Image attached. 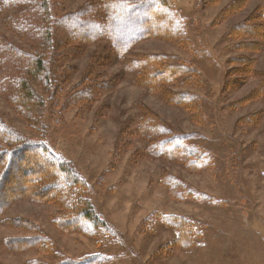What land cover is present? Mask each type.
Instances as JSON below:
<instances>
[{"label":"rangeland","instance_id":"1","mask_svg":"<svg viewBox=\"0 0 264 264\" xmlns=\"http://www.w3.org/2000/svg\"><path fill=\"white\" fill-rule=\"evenodd\" d=\"M43 1L0 3V45L42 59L57 83L47 86L33 63L0 51V123L63 159L101 226L92 235L63 225L73 210L49 197L48 182L34 181L40 163L19 158L9 171L3 157L0 264L91 256H100L96 264H264V0H172L175 31L127 53L106 35L72 38L99 26L67 22L65 30L55 21L49 48L47 30H18L14 14L24 10L33 26L46 23ZM45 1L49 22L97 16L98 0ZM113 28L132 30L117 21ZM22 80L35 99L23 96ZM151 120L166 130L158 138L187 136L210 162L195 167L158 154Z\"/></svg>","mask_w":264,"mask_h":264},{"label":"trees","instance_id":"2","mask_svg":"<svg viewBox=\"0 0 264 264\" xmlns=\"http://www.w3.org/2000/svg\"><path fill=\"white\" fill-rule=\"evenodd\" d=\"M25 1L30 0H0V3L3 2V5L9 6ZM33 1H37L39 3L40 0ZM45 2L47 1L44 0L42 4H39V8H42L43 14L46 15L45 24H38L37 26H33L32 24H30V21L32 19L28 18V12L25 10L21 11L18 14H14V17L16 18V23H19L18 30H20L21 32H29L30 30H32L34 33L36 32L37 34H41L43 30H47V37L45 39L46 42H48V44L46 45V47L48 48L50 43L49 41H51V35L49 31L51 32V29L56 26L55 21L57 26L58 24L62 23L63 26L61 27L65 30H69L70 28L67 22H69L71 25L73 24L74 28L79 25L77 26L78 29H81L82 27L95 28L99 26L100 32L94 33L91 36L82 33L78 35L79 37L76 35H74V37H71H82L84 39L88 38L90 40H96L99 37L106 35L112 39L115 47L123 53H127V51H129V49L135 43L142 39H147L151 36L156 35H163L166 37L167 35H171V33L175 31L172 22L174 17L173 9L171 7L172 0H140L136 2H126L123 0H98L94 5L91 6H94L97 11L96 17L85 18L84 16L88 13V11H84L74 16L76 18L73 20L71 19L70 21H67V17H61L58 20L52 19V22H49L47 20L49 18L48 15L50 6H46ZM154 9L157 10V14L154 19L153 16L152 20H149V22H138L137 18L135 17L137 14L149 12V10ZM106 13H110L109 16L107 15V18H105L106 16H104L106 15ZM116 21L117 23L124 24L125 27H132V30L135 25L136 27L133 31H126V34L124 35L123 33H120V31H114L113 26L115 25ZM101 24L106 28L105 31ZM116 45L122 46L118 47ZM0 49V51L7 53L6 55L17 64L19 62L21 66L31 67L33 63L32 69H36L37 66L36 70L39 74H46L42 59H37L35 58L36 56L32 55L33 60H36L32 62L28 61L31 55L26 53L25 50L17 48L15 45H13V43H6L5 46L0 45ZM0 59L4 61L6 58L4 56H0ZM44 79L46 85L49 86L54 85L53 81L57 83L58 78L55 75L47 76L46 74ZM20 82L21 81L19 80V83ZM22 82L23 84L20 86V90L23 91V96L27 97L29 100L30 98L32 100L35 99V96L30 94L31 88L26 85V81L22 80ZM148 128H150L149 135L153 134L154 137L157 136V138L155 139L156 143H154L153 147L157 149L156 152L158 154L166 155L170 158L181 159L190 163L191 166L195 167H199L203 163L210 162L209 155L200 147L197 148L191 145L188 141L187 136L173 135L164 138H158L160 135H162L160 133L163 127L156 125L153 120H151V122L148 124ZM162 131L163 133H165V128H163ZM0 140L2 142V145L6 146L4 147L0 145V162L3 160V157H5L8 161L7 167L9 171L11 169L12 171L14 170V167L19 163V158H21L20 161H24L32 165H35L37 162L40 163L39 173L37 174V177L34 178V181L48 182V184H45L44 187L46 189V193H49V197L56 198L57 201L62 202V205L68 210V205H70L71 209L73 210L72 214L69 217L59 218L60 222L63 225H79L80 227H82L84 232L92 235L98 234L100 232L99 230L101 223L98 221L99 217H94L91 214V207L83 202V197H81L80 195L82 181L80 180L78 175H73L71 171L72 169L68 167V165L59 155L50 150V148L46 147V145H44V143L42 142L30 139L29 141L23 140L14 132L7 130V128H5L1 123ZM198 149L202 151H199ZM25 151H28L27 155H24ZM1 167L2 166L0 165V168ZM4 172L0 173L1 196L3 194L2 184L6 179ZM27 172L30 173L29 170L26 171V174ZM30 185L33 186V184ZM44 187L40 189L43 190ZM84 189L81 190L83 195ZM189 194H192V192H190ZM4 204L5 202L0 199V212H2ZM172 223L177 224V222L173 219ZM99 259H101L100 256H91L83 260H67L62 264H96Z\"/></svg>","mask_w":264,"mask_h":264}]
</instances>
